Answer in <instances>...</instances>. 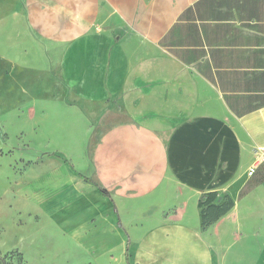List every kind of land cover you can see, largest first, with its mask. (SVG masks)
<instances>
[{
	"label": "crops",
	"instance_id": "obj_1",
	"mask_svg": "<svg viewBox=\"0 0 264 264\" xmlns=\"http://www.w3.org/2000/svg\"><path fill=\"white\" fill-rule=\"evenodd\" d=\"M0 62L66 95L69 150L1 196L10 226L78 264H264V0H0Z\"/></svg>",
	"mask_w": 264,
	"mask_h": 264
},
{
	"label": "rangeland",
	"instance_id": "obj_2",
	"mask_svg": "<svg viewBox=\"0 0 264 264\" xmlns=\"http://www.w3.org/2000/svg\"><path fill=\"white\" fill-rule=\"evenodd\" d=\"M64 92L56 66L37 71L3 67L0 62V199L10 190L28 185L37 173L48 172L51 162L69 150L64 140L58 146L51 137V129L55 133L59 130V134L68 133L67 116L51 112L56 102H66ZM9 222V215L3 212L0 254L18 248L27 258L19 250H13L2 256L0 264H78L83 261L68 258V244L54 238L51 241L47 235L40 236L36 226L22 230V227L10 226Z\"/></svg>",
	"mask_w": 264,
	"mask_h": 264
},
{
	"label": "trees",
	"instance_id": "obj_3",
	"mask_svg": "<svg viewBox=\"0 0 264 264\" xmlns=\"http://www.w3.org/2000/svg\"><path fill=\"white\" fill-rule=\"evenodd\" d=\"M104 194H107L105 190H102ZM217 194H208L199 202V208L202 210V225L203 227H209L212 224L218 222L223 216L229 213L234 207V202L230 198L227 199L223 204L216 205ZM3 261V258H0V262Z\"/></svg>",
	"mask_w": 264,
	"mask_h": 264
},
{
	"label": "built area",
	"instance_id": "obj_4",
	"mask_svg": "<svg viewBox=\"0 0 264 264\" xmlns=\"http://www.w3.org/2000/svg\"><path fill=\"white\" fill-rule=\"evenodd\" d=\"M255 154H256V160H255V164L250 170V175H253L257 167L264 161V148H259L257 151H255Z\"/></svg>",
	"mask_w": 264,
	"mask_h": 264
}]
</instances>
